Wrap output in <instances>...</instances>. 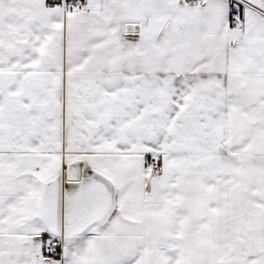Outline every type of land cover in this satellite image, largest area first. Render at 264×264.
I'll return each mask as SVG.
<instances>
[{
	"label": "snow or ice",
	"instance_id": "obj_1",
	"mask_svg": "<svg viewBox=\"0 0 264 264\" xmlns=\"http://www.w3.org/2000/svg\"><path fill=\"white\" fill-rule=\"evenodd\" d=\"M0 264H264V0H0Z\"/></svg>",
	"mask_w": 264,
	"mask_h": 264
}]
</instances>
